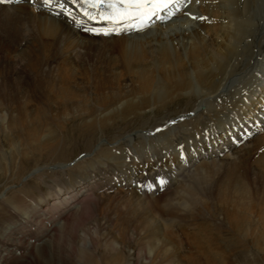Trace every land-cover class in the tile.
<instances>
[{
    "label": "rangeland",
    "instance_id": "obj_1",
    "mask_svg": "<svg viewBox=\"0 0 264 264\" xmlns=\"http://www.w3.org/2000/svg\"><path fill=\"white\" fill-rule=\"evenodd\" d=\"M26 25L0 17V239L13 223L28 217L25 206L114 162L119 152L131 149V157L139 160L141 150L174 151L151 144L163 140L167 131L159 137L146 134L177 116V126L183 125L178 119L188 106L182 100L144 116L109 115L116 99L142 90L143 81L135 83L133 72L137 77L139 73L131 65L137 66L139 55L141 62L150 63L149 54L128 40L49 36ZM259 83L257 78L250 89ZM249 107L245 111L251 116L254 109H262ZM257 146L249 153H242L243 146L232 156L201 161L191 171H184L182 164L175 173H181L182 181L165 183L162 198L140 193L138 198L123 188L109 190L106 181L97 182L76 205L85 207L66 231L36 241L28 261L131 264L138 255V264H264V153L252 160L264 141ZM170 158L164 167L180 165L175 154ZM16 253L8 264H29L20 259L21 249Z\"/></svg>",
    "mask_w": 264,
    "mask_h": 264
},
{
    "label": "bare ground",
    "instance_id": "obj_2",
    "mask_svg": "<svg viewBox=\"0 0 264 264\" xmlns=\"http://www.w3.org/2000/svg\"><path fill=\"white\" fill-rule=\"evenodd\" d=\"M191 6L193 11L191 10V14H188L186 18L160 26L146 34L103 39L128 40L134 47L149 54L148 60H150V63L141 62L139 54L135 57L138 58L134 61L137 66L131 65V68L137 70L140 80L134 72L133 77L135 83L143 81L144 86L138 92L125 94L116 99L114 101L116 105L109 115L117 112L127 114L126 118L133 115L144 116L146 112L165 110L175 102L182 100L188 101V106L192 107L190 110L194 108L193 117L180 116L178 121L187 119L188 121L180 127L177 126L178 129L174 132L172 127L167 130V133L165 132L166 134L163 133L165 134L163 140L153 142L161 149H165L168 145L175 150L179 145L177 136H181L184 142L194 145V141L191 140H196L199 122L203 128L211 127L214 132L218 128L223 133L224 118H226V123H231L235 115L246 116L245 109L249 105L254 108L264 106V0H199V2L192 0ZM193 16L207 17V19H192ZM0 17H6L9 21L20 19L21 22H25V25L26 22L35 25L39 34L49 36L67 34L73 38H89L90 42L101 41V39H96L100 37L90 36L88 32L84 34L78 32L66 21L48 15L46 17L37 15L29 8L0 7ZM148 71H153L155 76L149 75ZM257 78L260 83L253 91L250 86ZM193 102H196L195 105H192ZM188 106L184 114H188ZM109 115H106L101 122L107 123ZM261 115L260 118L264 117V112ZM207 120H211L213 124H207ZM103 127L107 128V125ZM85 132L91 136L94 135L90 127H85ZM224 136L226 135H220V148L216 156L224 153L226 148H230L232 153L237 149L225 144ZM254 139L245 145L246 148H242V153H249L258 147V141H264V134L257 135ZM146 154L141 155L143 158L137 164L132 162V167L138 177L143 173L140 166L144 167L151 162L149 151ZM236 154L238 155V151ZM167 156L159 154L158 160ZM123 157L122 153L114 162L105 163L101 169L88 173L76 180L74 184L60 188L56 193L48 195L46 199L38 203L31 202L30 206H25L22 210L28 217H22L17 223H13L4 238L0 239V264H8L7 262L17 258L16 252L19 249H21L22 256L20 259L26 258V262L33 264L28 259L34 254L36 241L42 242L43 237L48 236L50 232H56L55 234L65 232L74 216L85 207L81 206L76 209V205L87 196L89 191L96 188L95 184L103 183L106 179L112 181V178H108L110 173L128 168L129 164ZM198 159L200 161L202 158L200 156L191 158L189 163H195ZM179 162L178 160L177 163ZM182 164L186 165V162L181 161L177 166L180 167ZM109 165L114 166L109 167ZM130 191L135 197L141 198L139 191L134 189ZM94 193L91 192V194ZM60 205H65L67 208L61 210ZM47 220L51 224L45 225ZM60 221L62 226L59 229L57 226ZM26 231L31 237H26ZM85 254L84 261L87 262L89 259L87 253ZM131 260V264H138L139 256L134 255Z\"/></svg>",
    "mask_w": 264,
    "mask_h": 264
},
{
    "label": "snow or ice",
    "instance_id": "obj_3",
    "mask_svg": "<svg viewBox=\"0 0 264 264\" xmlns=\"http://www.w3.org/2000/svg\"><path fill=\"white\" fill-rule=\"evenodd\" d=\"M14 0H0V4L12 3ZM19 3V0H15ZM199 2V0H197ZM44 3L51 6L52 0H44ZM71 3L83 11V15L89 20L106 22L112 25L113 31L123 24L136 23L141 26L153 17L164 19L161 13H167L169 16L175 14L177 6H183L191 3V0H58L59 14L72 16V10L66 5ZM192 19L206 20L207 17H195ZM127 30V29H125ZM142 31L143 27L137 29ZM100 35H109L110 33L98 32ZM119 34V33H117ZM166 181L161 180L160 186L163 187Z\"/></svg>",
    "mask_w": 264,
    "mask_h": 264
}]
</instances>
